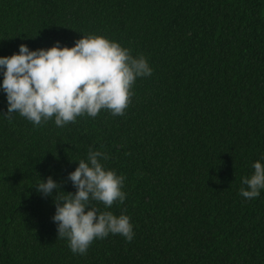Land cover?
I'll return each mask as SVG.
<instances>
[{
  "label": "trees",
  "instance_id": "1",
  "mask_svg": "<svg viewBox=\"0 0 264 264\" xmlns=\"http://www.w3.org/2000/svg\"><path fill=\"white\" fill-rule=\"evenodd\" d=\"M90 34L143 54L152 74L122 116L63 127L6 114L0 90V264H264V189L239 195L264 155V0H0V55ZM89 148L126 177L123 204L96 207L128 215L135 235L80 255L35 185L74 192L67 174Z\"/></svg>",
  "mask_w": 264,
  "mask_h": 264
},
{
  "label": "clouds",
  "instance_id": "2",
  "mask_svg": "<svg viewBox=\"0 0 264 264\" xmlns=\"http://www.w3.org/2000/svg\"><path fill=\"white\" fill-rule=\"evenodd\" d=\"M147 58L104 35H82L72 46L54 42L30 49L20 44L11 55H0V90L6 97V114L18 113L39 126L53 119L57 127L75 122L78 116L96 117L101 110L122 116L133 95L137 78L152 74ZM106 152L89 148L86 157L67 174L74 192L61 190L51 176L35 185L42 196H53L57 237L66 239L73 254L84 255L95 239L119 234L126 241L135 235L130 217L102 211L114 202L123 204L126 177L106 168ZM264 155L251 164L253 172L241 178L239 195L255 199L264 189ZM53 190H56L55 193Z\"/></svg>",
  "mask_w": 264,
  "mask_h": 264
}]
</instances>
